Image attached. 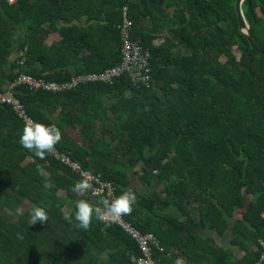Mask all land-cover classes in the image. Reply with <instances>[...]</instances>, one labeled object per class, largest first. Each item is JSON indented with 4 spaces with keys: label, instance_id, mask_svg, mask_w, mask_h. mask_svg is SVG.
Instances as JSON below:
<instances>
[{
    "label": "trees",
    "instance_id": "obj_1",
    "mask_svg": "<svg viewBox=\"0 0 264 264\" xmlns=\"http://www.w3.org/2000/svg\"><path fill=\"white\" fill-rule=\"evenodd\" d=\"M237 2L0 0V96L24 73L61 83L118 65L127 9L131 38L150 55L148 87L123 75L60 93H14L36 122L61 129L60 152L112 182L116 196L136 193L124 219L160 240L159 264L260 260L264 54L242 32ZM243 10L264 48V0H246ZM55 33L61 39L48 44ZM24 123L0 100V264H137L139 245L117 224L78 227L76 201L100 197L72 193L78 173L23 148ZM34 206L46 208V224H29ZM207 231H231L245 256L236 260Z\"/></svg>",
    "mask_w": 264,
    "mask_h": 264
},
{
    "label": "built area",
    "instance_id": "obj_2",
    "mask_svg": "<svg viewBox=\"0 0 264 264\" xmlns=\"http://www.w3.org/2000/svg\"><path fill=\"white\" fill-rule=\"evenodd\" d=\"M11 2L14 3L15 0H11ZM124 11V19L119 26L122 44V59L118 65L100 73H89L86 75H80L70 81L61 83L38 79L29 74L24 73L19 79H17L15 82L12 83V85H10L8 92H5L0 96L1 102L12 106L17 112V114L20 116V118H22L24 121L28 119L35 121L32 117L29 116L25 105L15 96L14 90L18 86H28L34 91L43 90L46 92L60 93L67 90L75 89L81 84H85L88 82L113 84V82L117 78L123 75H128L134 85H143L148 87L151 80L150 55L143 49L139 42L134 41L131 38L132 22L126 16V8L124 9ZM25 62L26 61L23 60L22 64L24 65ZM51 155L56 160L69 167L72 171L78 173L82 179L83 176L81 175V173H88L95 177L98 180V183L94 184V188L101 189V193L93 195L91 192V195L93 197H100V195H103L105 198H108L109 189H111L112 197H116V188L112 182L102 180L100 175L95 174L91 170H85L81 166V164H79V162L73 160L69 155L60 152L57 148H55V152ZM114 223L120 226L132 240L138 243L141 255L138 257L134 256L133 260L135 263L159 264V261L155 257V252L158 250L163 251L164 248L160 243V240L157 239L155 235L144 234L141 231L137 230L134 226L130 224V222L124 219V216L119 221ZM259 245L261 249V256L260 260L256 264H261L262 262H264V242L260 241Z\"/></svg>",
    "mask_w": 264,
    "mask_h": 264
},
{
    "label": "clouds",
    "instance_id": "obj_3",
    "mask_svg": "<svg viewBox=\"0 0 264 264\" xmlns=\"http://www.w3.org/2000/svg\"><path fill=\"white\" fill-rule=\"evenodd\" d=\"M62 140V131L57 124L50 125L39 123L28 119L24 123L22 135L19 143L23 148L34 153L36 157L43 160L46 155H51L55 152L56 145ZM83 179L78 180L71 188V192L79 197H84L90 191L93 195L101 193V189L94 188V184L98 180L88 173H81ZM54 184L50 180L44 183L45 189H51ZM137 195L132 189L124 191L116 197H112L111 189L108 190V198L100 195L96 201L88 199H79L75 204V220L78 227L87 231L93 222V219L105 223L110 226L111 223L119 221L124 215H130L137 204ZM19 214H23L21 209H17ZM66 220L71 222L72 217L66 215ZM49 217L45 207L34 206L30 212V225H35L38 222L47 223ZM175 264H185L183 258H178Z\"/></svg>",
    "mask_w": 264,
    "mask_h": 264
},
{
    "label": "crops",
    "instance_id": "obj_4",
    "mask_svg": "<svg viewBox=\"0 0 264 264\" xmlns=\"http://www.w3.org/2000/svg\"><path fill=\"white\" fill-rule=\"evenodd\" d=\"M61 39L60 35L55 33L52 34L49 39H48V44H52L54 42H57ZM76 137V136H75ZM244 212L243 211H239L236 213V219L241 220L242 216H243ZM204 237L213 240L214 243L220 247L225 248L226 250H231L234 253V258L236 260H241L244 256H245V252L242 251L240 248L235 247L232 245V232L228 231L226 232L223 236H220L217 232L215 231H207L204 232Z\"/></svg>",
    "mask_w": 264,
    "mask_h": 264
},
{
    "label": "water",
    "instance_id": "obj_5",
    "mask_svg": "<svg viewBox=\"0 0 264 264\" xmlns=\"http://www.w3.org/2000/svg\"><path fill=\"white\" fill-rule=\"evenodd\" d=\"M245 1L246 0H238V2H237V10H238L239 19L241 22L242 32L246 35V37L248 38V40L252 44L253 48L255 50H257L258 52L264 54V48H262L260 46V44L258 43V41L256 40V38H255V36L251 30V26H250L249 22L247 21L246 16L244 14L243 5H244Z\"/></svg>",
    "mask_w": 264,
    "mask_h": 264
},
{
    "label": "rangeland",
    "instance_id": "obj_6",
    "mask_svg": "<svg viewBox=\"0 0 264 264\" xmlns=\"http://www.w3.org/2000/svg\"><path fill=\"white\" fill-rule=\"evenodd\" d=\"M236 52V55H237V57L239 58L240 56H241V54L238 52V51H235ZM76 137H77V135L76 134H74ZM30 204L28 203L27 205H26V207H28ZM25 208V207H24Z\"/></svg>",
    "mask_w": 264,
    "mask_h": 264
}]
</instances>
